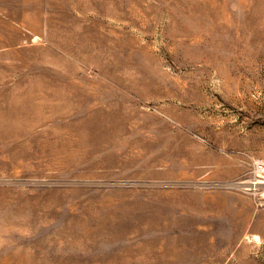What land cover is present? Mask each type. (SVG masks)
Returning <instances> with one entry per match:
<instances>
[{
  "label": "rangeland",
  "instance_id": "obj_1",
  "mask_svg": "<svg viewBox=\"0 0 264 264\" xmlns=\"http://www.w3.org/2000/svg\"><path fill=\"white\" fill-rule=\"evenodd\" d=\"M256 161L264 0H0V264H264Z\"/></svg>",
  "mask_w": 264,
  "mask_h": 264
},
{
  "label": "built area",
  "instance_id": "obj_2",
  "mask_svg": "<svg viewBox=\"0 0 264 264\" xmlns=\"http://www.w3.org/2000/svg\"><path fill=\"white\" fill-rule=\"evenodd\" d=\"M254 172L257 177L264 178V163L260 161H256L253 165Z\"/></svg>",
  "mask_w": 264,
  "mask_h": 264
},
{
  "label": "bare ground",
  "instance_id": "obj_3",
  "mask_svg": "<svg viewBox=\"0 0 264 264\" xmlns=\"http://www.w3.org/2000/svg\"><path fill=\"white\" fill-rule=\"evenodd\" d=\"M259 182H260V181H259ZM260 183H261V182H260ZM262 183H263V182H262ZM262 183H261V184H262ZM258 184H259V183H258Z\"/></svg>",
  "mask_w": 264,
  "mask_h": 264
}]
</instances>
